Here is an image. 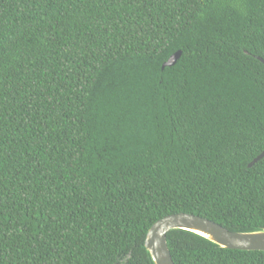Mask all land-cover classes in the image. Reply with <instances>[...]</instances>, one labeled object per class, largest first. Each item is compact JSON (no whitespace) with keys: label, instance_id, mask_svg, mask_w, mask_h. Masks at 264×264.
Masks as SVG:
<instances>
[{"label":"trees","instance_id":"trees-1","mask_svg":"<svg viewBox=\"0 0 264 264\" xmlns=\"http://www.w3.org/2000/svg\"><path fill=\"white\" fill-rule=\"evenodd\" d=\"M263 61L264 0H0V264H154L177 212L264 228ZM166 240L175 264H264Z\"/></svg>","mask_w":264,"mask_h":264},{"label":"water","instance_id":"water-1","mask_svg":"<svg viewBox=\"0 0 264 264\" xmlns=\"http://www.w3.org/2000/svg\"><path fill=\"white\" fill-rule=\"evenodd\" d=\"M179 56L180 51L173 53L162 66L175 64ZM263 156L264 152L257 155L248 165L252 166ZM176 228L192 231L222 247L264 250V228L248 232L230 231L206 217L194 213L177 212L156 220L146 232L144 246L154 264H175L167 246L166 234L169 230Z\"/></svg>","mask_w":264,"mask_h":264}]
</instances>
